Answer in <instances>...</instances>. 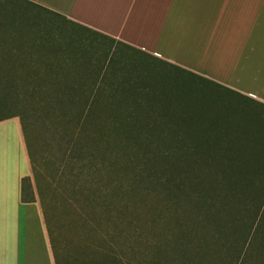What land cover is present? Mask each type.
I'll return each instance as SVG.
<instances>
[{
	"label": "rangeland",
	"instance_id": "1",
	"mask_svg": "<svg viewBox=\"0 0 264 264\" xmlns=\"http://www.w3.org/2000/svg\"><path fill=\"white\" fill-rule=\"evenodd\" d=\"M0 37L5 39L0 64L16 70L18 81L42 82L50 90L8 103L6 109L0 105V117L23 114L27 123L33 154L27 194L33 188L49 211L61 264H264V235L262 240L254 234L264 210L249 208L257 200L221 180L200 183L147 163L110 142L107 158L119 168V177L97 172L102 167L98 151L86 158L92 167L85 170L89 179L78 180L73 141L77 147L86 140L100 146L108 140L107 131L97 127L93 136L91 128L86 135L78 122H69L74 118L70 112L63 121L59 109L39 102L57 95V89L68 99H97L98 115L137 117L134 127L146 134L185 133L169 135L185 137L198 150L225 154L217 155L218 160L243 156L233 161L244 165L264 164L256 159L264 155L257 148L264 147L263 105L146 55L108 45L23 0H0ZM218 146L255 149L214 148ZM71 158L74 163L69 164ZM72 163L75 168L69 167ZM219 215L238 218L226 224L228 233L213 222Z\"/></svg>",
	"mask_w": 264,
	"mask_h": 264
},
{
	"label": "crops",
	"instance_id": "2",
	"mask_svg": "<svg viewBox=\"0 0 264 264\" xmlns=\"http://www.w3.org/2000/svg\"><path fill=\"white\" fill-rule=\"evenodd\" d=\"M23 1L264 106V0ZM30 175L21 117L0 119V264H57Z\"/></svg>",
	"mask_w": 264,
	"mask_h": 264
},
{
	"label": "trees",
	"instance_id": "3",
	"mask_svg": "<svg viewBox=\"0 0 264 264\" xmlns=\"http://www.w3.org/2000/svg\"><path fill=\"white\" fill-rule=\"evenodd\" d=\"M4 42L5 39L0 37V44ZM23 70L25 69L22 68L21 73H23ZM15 71L16 70H14L8 65L0 64V105L7 106L4 109L8 108V103H20L28 95L31 96L36 93H50V90L47 88L48 85L42 82L22 83L18 81L16 77L17 71ZM56 92L58 93L57 95L48 97V100L46 99L42 103L40 101V106L44 107L47 104L53 108L56 107V109H59L62 112L61 115H63V121L67 119V115L70 112L72 116H74V118L69 119V122H73V125L77 124L78 122L79 127L83 130V132H85L86 135L90 134L89 129L91 128H95L93 136H95V134H97L98 132L96 130L98 129L97 127H100L101 129H105L107 131L108 140L104 142V140L101 138L104 144L100 146L96 144V146H92L96 141L86 140L84 142L81 141V146L77 147L75 140L73 141L74 143L72 149L78 152L77 159H79V163L77 165L75 164L76 172L74 174L75 178H78V180L80 179V177H82L85 181L89 179V177H87L86 179V174H88L89 172L85 170L88 167H92L87 164L86 158L90 157L91 155L95 156L94 153L98 151L100 152L102 167H98L97 172H108L111 175H118L117 177H119V172H117V169L119 170V168L113 162V160L107 158L109 153L107 151L106 144L107 142H110L112 144H116L118 146L128 149L130 153H134L139 159L145 160V162L147 163H155L157 165H160L161 167H166L167 170L172 171L175 174L188 175L190 176L189 178L194 179V181H199L200 183L205 181H212L219 184L221 180L226 183V186H232V188L235 189L236 192L250 199H254V202L257 200L258 203H253V207L249 205L250 209L254 208L255 206H260L259 208H262L264 210V164H262L263 161L256 162L258 164H239L233 160L240 159L243 156L232 157V154H228V156L226 157L227 160H222L221 158L218 160L217 155L218 157L222 156L218 153V151L211 150L209 152H205L204 150H198L196 148L191 147L185 141V137L176 136L174 138L172 135H169L171 133H185L167 131L158 132L155 130L152 134L142 133L134 127L135 124H138L136 120L137 117L135 118L131 115H123L121 118L118 116L105 118V116L98 115L95 111V102L98 101L97 99H91L89 97H85V99H68L65 96L60 95L62 93L61 90L57 89L55 90V93ZM12 115H19L21 117L28 151L30 157L32 158L33 154L31 156L30 146L31 138L23 114H10L7 116H1L0 119ZM248 136H250V138H253L251 134ZM214 148L225 149L227 151H232L234 149H255L251 147L229 148L223 146H218ZM257 148L264 149V147ZM256 156V159H264V155ZM222 157H225V154ZM71 161L74 163L73 159L71 158L69 164L71 163ZM73 163L69 165V167H74ZM29 178L30 177H26L25 180L27 181ZM111 179L112 181H114L113 178ZM79 185L81 186V183ZM117 190L119 189L117 188ZM256 193H259V195H257ZM234 202L237 206L240 205L238 203L239 201L237 202L235 200ZM42 207L50 233L52 247L56 256V263L61 264V261L58 256L57 243L52 235L49 211L44 204H42ZM249 208H247V210ZM237 219L238 218L229 217L226 220H223L219 215L214 218L213 222L216 221V224L220 227L219 230H221L223 234H225L228 233L230 230V228L226 226V224H234ZM262 221H259L260 223H255L256 229H254V234H256L255 238H261L263 240L262 235L264 234H261V232L264 233V230L260 229L261 225L263 224Z\"/></svg>",
	"mask_w": 264,
	"mask_h": 264
}]
</instances>
